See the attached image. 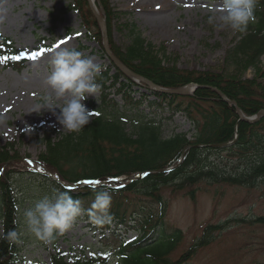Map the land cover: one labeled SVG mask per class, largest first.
Wrapping results in <instances>:
<instances>
[{
    "label": "trees",
    "instance_id": "16d2710c",
    "mask_svg": "<svg viewBox=\"0 0 264 264\" xmlns=\"http://www.w3.org/2000/svg\"><path fill=\"white\" fill-rule=\"evenodd\" d=\"M101 3L110 29L114 9L110 0H101ZM254 15L255 20L246 31L237 32L238 40L227 50L226 61L234 66L229 72H195L165 66L159 49L132 27L131 41L125 50L113 41L110 43L113 54L124 65L161 87L177 88L190 83L199 87L193 94L186 95L158 92L137 84L111 61L115 73L110 69L104 70L96 77L103 95L99 104L95 101L92 104L99 114L94 115L79 132H58L55 138L48 132L45 136L46 150L40 154L39 161L47 170L70 184L97 179L102 183L69 189L56 179L44 176L55 188L80 199L84 209L91 206L97 192L108 191L111 194V223L96 226L86 213L79 218L90 221L91 230L103 233L101 241H106L111 252L121 257V264H190L195 255L225 229L220 224L205 227L177 259H172V254L183 246L184 232L167 223L168 202L163 195L167 188L195 197L200 185H228L260 189L264 197V115L255 122L242 120L235 106L223 100L215 90L217 88L229 100L235 101L246 116L264 110V66L261 65L264 55V0H256ZM93 37L100 38L101 32L98 30ZM17 55L23 54L11 39L0 40V57H8L7 62H0L3 67L22 70L27 58L12 59ZM248 69L254 70L252 78L243 76ZM117 84L120 85L117 91L123 92L127 101L124 106L128 108L108 93L110 87ZM134 85L145 88L144 94L150 106H170L174 111L184 112L193 125L192 135L188 136L186 132L166 135L161 120L150 117L141 109V98L136 99L122 91L126 87L132 89ZM149 95L154 99L149 100ZM236 135L238 137L233 142ZM226 143L232 144L221 146ZM224 157L229 161L224 163L221 160ZM15 159L8 150L0 147V170L8 162L0 175L3 233L13 228L18 230L16 212L19 202L10 182ZM30 172L41 176V173ZM130 176L137 178L105 183ZM130 220L135 222L130 227L138 230L139 234L127 241L118 232V227L126 225L129 228ZM254 222L264 225V216L257 217ZM107 231L109 234L105 235ZM58 240L57 235L52 241L56 248ZM19 251L18 243L10 244L0 239V264H17ZM51 262L106 264V260L97 255L89 259H68L65 251L53 253Z\"/></svg>",
    "mask_w": 264,
    "mask_h": 264
},
{
    "label": "rangeland",
    "instance_id": "374dc122",
    "mask_svg": "<svg viewBox=\"0 0 264 264\" xmlns=\"http://www.w3.org/2000/svg\"><path fill=\"white\" fill-rule=\"evenodd\" d=\"M110 2L115 13L110 29L107 24V41L111 52V41L125 50L134 27L159 49V56L165 66L195 72H229L234 69L231 62L226 61V54L238 40L237 32L227 27L219 29L207 22L211 14L209 8L219 7L222 1ZM97 5L106 20L101 0H97ZM94 22L97 20L90 0H0V40L11 39L22 54L48 50L35 60L27 58L20 71L0 64V147L17 158L13 161L15 165L10 182L19 202L16 212L18 231L22 228L19 217L23 209L31 207L36 199L55 187L44 178L45 174L34 176L30 172L44 171L41 166H37V162L40 154L46 150L45 136L51 132L50 136L55 138L58 132H69L61 130L62 126L50 112H32L39 95L48 90L45 81L50 73L49 60L53 50L75 48L85 56L93 57L102 66V71L110 69L111 73H115L105 51L102 29L98 22L96 25ZM98 30L101 37H93ZM61 40L65 41L62 45ZM261 65L264 66V55ZM253 74L254 70L248 69L243 76L252 78ZM102 78L105 79V76ZM111 87L108 90L110 96L124 106L127 102L125 96L123 92L117 91L120 85ZM102 91L100 88L96 98L90 96L85 101L90 110H94L92 101L100 103ZM122 91L136 99L141 98V109L150 117L161 120L166 135L174 132L192 135L193 125L184 112L174 111L170 106H150L144 94L146 90L140 85H134L132 89L126 87ZM149 98L154 99L151 96ZM221 160L224 163L229 161L226 157ZM196 193L195 197H191L171 188L163 191L168 202V225L181 228L184 232L183 246L172 254V259H177L182 250L202 234L205 227L220 224L225 229L216 240L202 248L190 264H264V225L254 222L257 217L264 216L261 190L200 185ZM89 223L77 218L68 231L58 235V248L52 242L45 244L25 232L18 242L20 251L17 264H52L51 255L58 251H65L68 259L101 256L109 264V260H114L116 255L111 252L106 241H101L103 233L91 230ZM134 224L130 220L129 228L126 225L118 227V232L127 241L139 234L138 230L130 227ZM0 233H3L1 218ZM108 234L107 231L105 235Z\"/></svg>",
    "mask_w": 264,
    "mask_h": 264
},
{
    "label": "clouds",
    "instance_id": "9594fccd",
    "mask_svg": "<svg viewBox=\"0 0 264 264\" xmlns=\"http://www.w3.org/2000/svg\"><path fill=\"white\" fill-rule=\"evenodd\" d=\"M255 4L256 0H222L219 7L209 8L211 14L207 22L219 29L227 27L234 32H244L255 20ZM49 65L50 73L45 81L48 90L39 95L32 112H50L62 126L61 130L79 132L91 122L94 115L99 114L90 110L85 101L90 96L96 98V93L100 91L101 85L96 77L101 74L102 66L93 57L67 47L53 50ZM111 203L112 196L108 191L97 192L91 206L84 209L80 199L53 187L50 192L36 199L31 207L23 209L19 217L21 230L13 228L0 233V239L10 244L18 243L26 232L50 244L85 213L96 226L111 223ZM120 260L121 257L117 255L114 260H109V264H119Z\"/></svg>",
    "mask_w": 264,
    "mask_h": 264
},
{
    "label": "water",
    "instance_id": "95a60500",
    "mask_svg": "<svg viewBox=\"0 0 264 264\" xmlns=\"http://www.w3.org/2000/svg\"><path fill=\"white\" fill-rule=\"evenodd\" d=\"M92 6V10L93 13L95 15L96 20L98 21L102 32L104 34V47L105 50L107 52V54L110 56V58L124 71L126 72L130 77H132L134 80L140 81L142 83H145L146 85L150 86L152 89L156 90V91H160V92H168V93H172V94H179V95H183V94H189L191 93V91L195 90V88L199 87L197 84L191 83L188 84L186 86H182V87H178V88H164L161 86L156 85L155 83H153L152 81H150L149 79L142 77L141 75L133 72L132 70H130L126 65H124L110 50L109 48V44L107 41V23L106 20L103 18V16L100 14V12L93 6ZM202 87V86H201ZM215 90H217V92L220 94V96L223 98V100H225L226 102H228L231 105H234L235 108L237 109V112L239 113V115L241 116L242 120H245L247 122H255L258 121L263 115H264V110L260 111L258 114L254 115V116H246L242 113L241 109L239 108V106L237 105V103L235 101L229 100L225 94L223 92H221L220 90H218L217 88H215ZM237 139V135L235 137V140ZM234 140V142H235ZM233 143V142H232ZM232 143H226L223 144L221 146H227L230 145ZM183 159V156L181 157V160ZM2 169L0 170V174H1ZM51 177H54L52 174L48 173L47 171L43 172ZM142 174L139 176L141 177ZM137 177L134 176H130V177H125L123 179H115V180H110L107 181L105 183H112L115 181H122V180H134ZM62 184H64L66 187L68 188H72V187H78V186H83L85 185V183H77L74 185H66L65 183H63L62 181H60Z\"/></svg>",
    "mask_w": 264,
    "mask_h": 264
},
{
    "label": "snow or ice",
    "instance_id": "6c2138e0",
    "mask_svg": "<svg viewBox=\"0 0 264 264\" xmlns=\"http://www.w3.org/2000/svg\"><path fill=\"white\" fill-rule=\"evenodd\" d=\"M64 43H65V41H63V40L60 41V45H62ZM57 46H59V45H57ZM45 51H48V50L42 49L39 51L32 52L30 55H28L27 53H24L23 55H17V56L12 57V59L20 60L21 58H28V59L35 60L38 57L43 56ZM7 60H8V57H0V62H7ZM144 175L146 176V175H148V173H144ZM83 183L88 184V185H93V184L99 185V184H101V181L98 179L97 180H86Z\"/></svg>",
    "mask_w": 264,
    "mask_h": 264
},
{
    "label": "bare ground",
    "instance_id": "6f19581e",
    "mask_svg": "<svg viewBox=\"0 0 264 264\" xmlns=\"http://www.w3.org/2000/svg\"><path fill=\"white\" fill-rule=\"evenodd\" d=\"M90 2L98 10L97 0H90Z\"/></svg>",
    "mask_w": 264,
    "mask_h": 264
}]
</instances>
